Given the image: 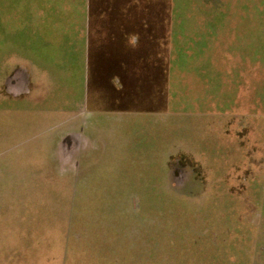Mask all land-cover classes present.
Instances as JSON below:
<instances>
[{
  "label": "rangeland",
  "instance_id": "obj_1",
  "mask_svg": "<svg viewBox=\"0 0 264 264\" xmlns=\"http://www.w3.org/2000/svg\"><path fill=\"white\" fill-rule=\"evenodd\" d=\"M129 1L162 60L170 14L195 36L214 7L227 12L224 43L251 28L253 108L247 84L232 108L236 89L194 43L176 60L202 69V92L189 100L172 76L155 136L105 171L63 172L30 148L41 128L23 126L25 106L1 99L0 264H264V0Z\"/></svg>",
  "mask_w": 264,
  "mask_h": 264
},
{
  "label": "crops",
  "instance_id": "obj_2",
  "mask_svg": "<svg viewBox=\"0 0 264 264\" xmlns=\"http://www.w3.org/2000/svg\"><path fill=\"white\" fill-rule=\"evenodd\" d=\"M214 9L195 36L187 26L177 29L170 14L162 60L159 37L142 32L143 14L130 22L138 9L129 0H0V101L25 106L23 126L41 128L30 148L48 151L47 159L63 172L105 171L145 133L155 136L161 110L170 108L172 76L189 100L192 91L202 92V69L197 77L176 60L195 44L196 51L212 48L217 78L236 89L232 108L241 104L246 84L253 108L251 28L248 37L219 42L218 30L231 27L227 12Z\"/></svg>",
  "mask_w": 264,
  "mask_h": 264
}]
</instances>
